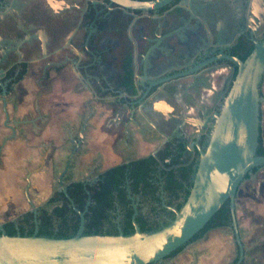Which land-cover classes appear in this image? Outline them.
I'll return each instance as SVG.
<instances>
[{
    "label": "flooded vegetation",
    "instance_id": "obj_1",
    "mask_svg": "<svg viewBox=\"0 0 264 264\" xmlns=\"http://www.w3.org/2000/svg\"><path fill=\"white\" fill-rule=\"evenodd\" d=\"M203 2L207 3L211 9L210 11L204 12L197 9L196 5ZM72 23L76 25L79 39L70 45L78 53H74L67 46L65 47L66 54L53 58V54L63 50L57 46L61 30L67 29ZM155 25L158 28L155 29L153 35L152 31ZM0 35L3 38V49L5 50V61L0 64V68L4 70L0 82L4 86L5 92L7 87L11 88L9 92H6L7 103L14 85L28 75L29 72L33 71L35 73L36 80H34V84L36 85L37 82L49 78V70L52 69L57 72L63 65L73 67L79 73L81 82L78 85L81 89L85 88L86 83H90V87H93L96 96L99 97L101 93L95 86L100 85L98 89H104L102 80H109L107 88L114 91V83L117 81V67L110 68L109 65L103 63L102 59L109 58L111 62L116 63L119 43L117 37L125 36L127 40V46L122 50V55L127 60L123 66L129 64L132 57H137L138 52L141 50V37L144 35L150 38L162 37V41L167 44L170 52L171 47L169 44L178 40L184 41L185 44L178 52L173 50L170 53L167 66L164 67L158 78L195 68L197 70L193 73L194 79L186 78V76L169 79L152 87L145 97L146 99L139 104H133L132 107L130 103L132 104L138 96L125 97L124 105L130 110L125 121L135 123V115L138 109L142 110L151 119H155L156 115L163 116L162 112L153 110L154 105L147 99L156 98L162 94L174 99L181 82L188 79L190 89L193 92L191 95L192 100L181 102V104L173 101L171 111L176 112L178 116L172 120L179 125L194 124L198 118L202 117L201 114L204 108L209 105V100L208 102L203 101L201 97V84L205 85L206 82L205 80H203L204 83L198 82V75L202 70L230 63L226 60L216 59L204 66H199L202 62L220 52L229 53L241 59V56H245L253 46V40L264 38V0H181V2L180 0H174L171 4L159 8L155 12H147L144 15L136 13L135 17L122 15L117 6L108 3L107 0H0ZM107 35L116 36V39L110 40V43L107 44V41L109 42ZM213 43L218 46L206 49L208 45ZM200 48L203 50L198 52ZM92 55L96 56L97 66L91 71V74L96 79L84 76L87 65L93 62ZM60 62L63 63L50 64ZM45 65L47 66L43 74L42 70ZM224 69L226 70L224 71V78L218 85L220 91L225 88L228 78L227 86L229 87L236 67L233 66L232 75L228 68L224 67ZM19 73H21V78L14 83L11 82ZM262 83H264V76L260 86ZM259 93L262 96L260 87ZM262 102L263 99L259 105L260 135L262 132ZM189 128L191 129L190 134H187L181 128L170 132L168 136L158 142L149 154L154 156L157 161L153 176L156 190L153 194L147 191L132 192L125 180L124 188L127 202L124 204L118 200L115 202V208L108 212L109 222L104 221L101 226L102 232H110L113 229L117 233L122 232L124 226L122 221L130 210L131 220L134 206L136 208L135 220L136 217H140L141 222H146V227L151 229L161 226L171 218L170 214L173 212L168 210L166 206L175 207L181 201L184 192L178 188L174 194H170L165 190L163 179L166 172L171 169H177L191 163L192 169L195 167L198 152L195 147L190 148L189 146L196 137L193 134L194 129L191 126ZM197 141L202 146L204 137L200 136ZM172 161L176 162L172 163ZM95 169L96 166H91L89 169L90 174L76 181L91 185L100 174L93 175ZM64 175L61 179V186L66 187L71 182L63 183ZM56 181L58 185L56 190L62 191L57 179ZM185 188H188V183L185 184ZM46 200L43 205L34 207L36 212L38 208L46 207ZM28 211L33 213L32 208ZM17 217L12 221H15ZM237 227L243 248V254L239 261V249L234 238L231 222L230 227L211 229L225 232V235L230 237V240H228L229 254L226 256L225 264H255L253 263L255 257L249 254V251L255 248L256 244L254 241L250 244L246 243V234L239 230L238 221ZM172 257H166L161 263L155 262L152 264H167V261ZM194 259L196 261L197 258ZM258 264H264V259Z\"/></svg>",
    "mask_w": 264,
    "mask_h": 264
},
{
    "label": "water",
    "instance_id": "obj_2",
    "mask_svg": "<svg viewBox=\"0 0 264 264\" xmlns=\"http://www.w3.org/2000/svg\"><path fill=\"white\" fill-rule=\"evenodd\" d=\"M115 4L124 16L135 17L136 13L146 14L155 12L157 9L171 4L174 0H107ZM181 2V0H180ZM201 11H210L207 3L196 5ZM156 26V25H155ZM153 27V35L155 29ZM211 32L210 29H208ZM212 33V32H211ZM191 40V39H190ZM185 44L184 41H175L169 44L171 52L178 50ZM216 43L206 47L214 48ZM3 40L0 39V64L5 61ZM203 49H198L201 52ZM162 37L150 38L146 35L141 37V50L137 57L130 60L131 83L134 95L138 98L130 103L139 104L145 100L152 87L157 86L169 79L186 76L194 79L195 68L178 72L176 74L159 77L167 66L171 53ZM92 54V52H91ZM93 62L87 65L84 76L95 78L91 71L97 66L96 56ZM216 59L229 61L230 64L214 66L202 70L198 75V82L203 83L205 75L224 67L228 68L231 75L233 66L236 67L233 79L225 88L209 95L208 107L204 108L201 118L194 124H188L194 129L196 139L190 144L195 147L198 156L191 186L182 206L177 210L173 206L166 208L173 212V217L158 228L142 232L135 220L136 208L131 217L133 232L123 234L121 231L115 235L109 234H83L86 204L79 215L78 227L75 234L68 237H56L54 235H37V220L35 205L29 198L27 187L29 178L26 177L24 195L32 208L35 228L29 235L5 234L0 226V264H149L161 263L172 251L186 244L218 210L225 200H228L230 222L235 241L239 249V259L243 254V248L238 234L235 214V197L239 185L245 175L251 174L252 169L264 165V155H257L256 148L259 137V105L262 96L259 87L264 76V38L253 40V47L247 52L244 59L235 55L220 52L214 57L202 62L204 66ZM50 63V64H61ZM49 65V64H47ZM42 73L44 74L46 66ZM198 67V68H199ZM0 68V77L3 75ZM162 71V72H161ZM123 73H117L119 80L125 81ZM224 75L221 77V80ZM156 79V80H155ZM183 84L179 85V88ZM0 103L4 115V125L11 130V138L14 136V126L19 121H11L6 109L7 99L4 86L0 82ZM190 89L189 82L185 85ZM183 88V89H186ZM221 99V100H220ZM215 107V108H214ZM87 114L80 124L76 137L71 139L72 148L69 149L63 171L58 176L59 185H62V176L67 172L73 156L79 151L84 140V132L88 126ZM181 128V125L173 128ZM204 137V144L200 146L198 139ZM6 138V139H7ZM5 141V140H4ZM3 141V142H4ZM60 189L66 194V189ZM71 202V200H70ZM11 218L10 220H13ZM1 224V223H0Z\"/></svg>",
    "mask_w": 264,
    "mask_h": 264
},
{
    "label": "crops",
    "instance_id": "obj_3",
    "mask_svg": "<svg viewBox=\"0 0 264 264\" xmlns=\"http://www.w3.org/2000/svg\"><path fill=\"white\" fill-rule=\"evenodd\" d=\"M107 37V44L116 39L113 35ZM0 39L3 40L1 35ZM78 39L79 32L74 23L61 30L57 46L63 50L53 54V58L66 54L67 46L78 53L70 45ZM117 40L116 63L109 58L102 59L110 68L116 66L117 73L125 74V81L119 80L117 76L114 91L107 88L109 80H102L104 89H98L100 85L95 86L101 93L99 97L90 83H86L85 88L81 89L78 85L81 76L68 65H63L57 72L49 70V78L36 85L33 71L14 85L13 92L8 96L6 109L9 119L19 122L13 125L15 132L11 138H7L11 130L4 125L0 103V167L3 170H26L37 174L42 182H47L45 174L63 170L72 147L71 139L77 136L74 133L75 127L89 113L91 116L87 121L83 143L73 156L69 172H80L96 166V173H101L117 164L148 156L162 138L179 126L172 120L178 115L171 111V106L173 101L181 104L192 100L193 92L185 87L188 79L181 82L183 85L177 89L174 99L163 94L147 99L154 105L153 110L162 112L163 116L156 115L155 119H151L138 109L135 123L124 121L130 112L124 105V99L135 96L130 63L123 66L127 60L123 57L122 50L127 46V40L125 36L117 37ZM224 71L226 70L223 68L205 75L206 83L201 84L203 101L208 102L209 95L215 93ZM116 97L118 98L115 99ZM181 129L187 134L191 133L188 124H182ZM78 179H71L69 182ZM235 203L239 230L246 234L247 242H255L256 253H264V165L256 167L244 177L237 189ZM208 234L201 239L203 243L186 245L183 255H178L179 260L170 259L167 264H225L229 254L228 238L220 234L219 230H210ZM263 259L264 257L258 262L261 263Z\"/></svg>",
    "mask_w": 264,
    "mask_h": 264
},
{
    "label": "trees",
    "instance_id": "obj_4",
    "mask_svg": "<svg viewBox=\"0 0 264 264\" xmlns=\"http://www.w3.org/2000/svg\"><path fill=\"white\" fill-rule=\"evenodd\" d=\"M244 57L245 56H241V59H244ZM21 73L14 77L11 82L14 83L18 81L21 78ZM10 74H12V72H10ZM10 90L11 88L7 87L6 92ZM256 154L264 155V145L262 143L260 129ZM173 162L176 161H172V163ZM191 164L177 169H171L167 171L166 174L164 173L165 178L163 181L166 191L170 194H174L177 189L180 188L184 192L181 201L175 205L177 210L182 206L188 194V188L191 186L194 173V168L192 169ZM156 166L157 161L155 157L148 155L107 168L98 175L97 180L91 185L83 184L80 181H74L65 187L66 194L62 191H53L51 196L46 200V207H40L37 210L38 213L35 217L37 220L36 234L54 235L56 237H68L75 234L79 222L77 211L83 210L87 200H89V203L84 213L85 224L83 234H117L115 229L110 232H102L101 226L104 221L109 222L108 212L115 208V202L117 200L123 204L127 202L124 188L125 180L128 182L132 192L147 191L153 194L156 190V185L153 181ZM187 183L188 188H185V184ZM170 215L172 218L173 213ZM130 216L131 210L122 221L124 225L122 228L123 234H131L133 232ZM136 222L142 232L156 229L146 227L147 223L141 222L140 217H136ZM216 227H230L228 200L223 202L206 224L195 233L186 244L172 251L167 257L174 256L187 244L196 241L207 231ZM34 228V216L31 211L19 215L15 221L8 220L1 224L2 231L7 235H13L16 232L20 235H29L33 233Z\"/></svg>",
    "mask_w": 264,
    "mask_h": 264
},
{
    "label": "rangeland",
    "instance_id": "obj_5",
    "mask_svg": "<svg viewBox=\"0 0 264 264\" xmlns=\"http://www.w3.org/2000/svg\"><path fill=\"white\" fill-rule=\"evenodd\" d=\"M260 92L262 94L263 102L261 104V138L262 143L264 145V83L260 86ZM114 112V110H112ZM87 115V114H86ZM85 115V116H86ZM80 119L79 123L76 125L75 134H78L80 129V124L84 117ZM126 120V118H125ZM124 120V121H125ZM71 164V163H70ZM4 168L0 167V223L2 224L5 221H8L10 218H15L25 212H27L31 207L26 200L24 195V189L26 188L27 182L26 177L29 178V186L27 187L28 195L30 200L33 202L35 206H41L44 204L46 198L57 189V177L61 173L60 171H52L51 173L45 174L46 181L42 182L39 180L38 175L32 172L23 171H8L3 170ZM90 174L88 168H85L80 172H73L68 170V172L63 177V183L69 182L71 179L83 178L84 176H88ZM96 174V169L92 173ZM209 231H207L203 236L207 235ZM220 234L225 235V232H220ZM209 235V234H208ZM202 236L201 239H204ZM226 236V235H225ZM227 237V236H226ZM230 240V237H227ZM196 240L189 244L188 246L197 245L199 243H203V240ZM247 244L250 242L246 241ZM185 249V248H184ZM182 250L176 253L172 259L176 261L179 260L178 255H183L185 250ZM255 248L249 251V254H252L255 258L253 263L257 264V261L261 260L264 257V253H256Z\"/></svg>",
    "mask_w": 264,
    "mask_h": 264
}]
</instances>
